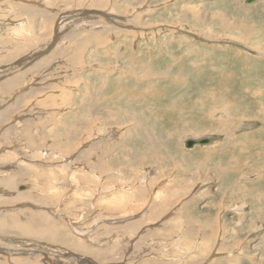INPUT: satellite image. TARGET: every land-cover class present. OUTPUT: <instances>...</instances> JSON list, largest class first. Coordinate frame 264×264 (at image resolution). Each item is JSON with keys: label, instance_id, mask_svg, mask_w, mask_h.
I'll use <instances>...</instances> for the list:
<instances>
[{"label": "rangeland", "instance_id": "rangeland-1", "mask_svg": "<svg viewBox=\"0 0 264 264\" xmlns=\"http://www.w3.org/2000/svg\"><path fill=\"white\" fill-rule=\"evenodd\" d=\"M6 1L0 0V23L4 19L6 24L10 22L9 24L12 26L22 16L26 25L19 34L21 38L19 40L17 35L15 37L12 35L14 32L8 33L9 31L1 28L3 31H0V47L3 44L4 48L2 50L0 48V70L28 55L39 43H36V40H41L43 37L42 40L46 39L45 42H51L56 28L53 20L46 22L47 24H35L34 22L39 16L30 20V17L25 19L23 15H13L16 12L13 8H11L12 10L6 8ZM11 1L16 2V0ZM20 1H18L20 4L23 2V4L28 3L39 7L37 14L44 11V14L49 13L50 18L54 16L51 13H60L56 14V20L61 14H78L79 10L82 13L87 12V16L82 15L80 21H76L70 26L68 25L70 21L63 22L65 25L57 31L60 32V35L56 39L55 47L60 54L56 53L53 62L59 61V64L55 65L54 71L45 70L44 75L46 74L47 80L39 81L37 84L38 87H43L51 83L52 86H55L54 89L51 88L39 92L38 95L27 97L23 100L24 102L22 101V107L9 113V115H16L18 111L26 110L22 114L27 115L26 118L30 116L27 121L34 119L33 128L31 127V130H28L26 135L24 134L28 141L19 136L15 131L16 127V129L11 128L10 132H3L5 126L10 123L7 115L6 119L9 120L4 121L7 124L0 127V137H2L0 143L3 146L7 145L5 151L10 158H5L8 161L12 162L17 158L18 161L21 160L22 164L32 163L30 158H22L18 153L25 144H27L25 146L38 149L46 150L47 148L48 151H58L63 157L61 160L59 159L60 161L54 160L56 162H64L69 157L68 155L80 152L79 149L94 150L93 153L96 155L91 158L90 162L95 166L91 171L97 172V174L90 172L88 174L75 169L72 176L75 178L79 176L81 180L79 177L76 178L73 185H77V182L80 185L73 187L74 192L68 186L66 189L61 187L62 192L58 193L62 196L58 198L62 199L61 207H64L65 211L81 215L74 220L77 223L76 227L88 228L93 235H99L98 231L104 229L110 230L111 226L116 227L110 223V219H107L105 224L99 225L104 217H97V213L105 208V205H112L113 202L110 203V200H116L107 199L110 204L102 201L101 199L104 198L101 194H104V190L105 192L108 190L110 193L115 189L113 186H118L117 188L120 189L123 185L121 192H118L121 203H123L121 205L124 206V200H128L125 205H130V210L134 209L133 221L138 222V230H140L131 235L126 233L124 235L123 232L121 234V228L119 231L111 230L113 231L111 238L114 241H119L117 249L112 251V256L109 259L94 258V262L96 264H178V262L179 264H188L189 260V263L198 260V264H208L222 259L223 262L220 264H264V199L259 200L257 197L258 193L264 195V176L257 179L260 174L264 175V0H253L249 3L244 0H190L197 5L199 3L201 9L209 16L212 13H220L223 18L238 26L234 30L225 29L220 18L210 19L204 24L199 22L196 24L191 20L187 21L186 18H178V13L184 12L190 15L189 11L180 8L183 3H189V0H66V2H64L65 0H59L60 2L45 0L44 3L41 0ZM64 3L69 5L66 6L67 4ZM98 7L104 10H100ZM126 7L127 9H125ZM107 11H110L112 17H125L126 20L120 22L113 19L112 23L104 22L102 16ZM90 13L96 15L95 18H91ZM135 13L138 14L137 19ZM71 17L73 19L75 16ZM142 20L145 22L143 23ZM147 22L151 23L150 27ZM79 24L85 29L79 30ZM75 26H77L76 29ZM6 29H10V27ZM205 29L207 32L204 34ZM28 30L30 32H26ZM71 32L73 36L69 35ZM212 33L213 37H210ZM25 35L27 39L30 37L29 40H26L27 44L24 42ZM86 35H89V39H86ZM84 36L85 39L81 40L84 41L81 44L83 46L76 47L80 41L78 38L82 39ZM6 38L9 41L5 42ZM15 38L18 40H15L16 45L11 43ZM184 38L188 39L190 43H184L182 41ZM252 40L253 42H251ZM255 44L263 52L251 49L250 45ZM18 45L21 46L20 49L24 53L15 55L14 50L18 48ZM22 46L24 50H22ZM26 46L28 49L25 48ZM107 63L111 64L110 70L90 66L107 65ZM74 71H77V74ZM81 72L86 73L82 75ZM38 74L37 72L31 73L30 77L39 76L40 74ZM100 77L107 79L104 78L105 81H102ZM99 82L103 87L101 90H98L96 85ZM51 85L49 84V86ZM50 97L54 102L49 100ZM43 98L46 100L44 101ZM47 100L50 102H46ZM1 105L0 111L4 107ZM222 105L223 107H221ZM34 108L46 111L49 117H43L42 113L39 117ZM76 116L80 118L78 119ZM251 122L254 125H248ZM34 123H37L36 127ZM245 123L247 127L246 125L241 127V124ZM129 129L130 131H128ZM6 134L7 136L4 138ZM27 134L29 135L27 136ZM125 135L127 138H124ZM185 136L187 138L210 136L215 143H206L205 147L195 146L196 148L189 149L184 145ZM29 137H32L31 141ZM12 138L13 141L18 139L13 142ZM66 139L70 140V145L64 143ZM106 155L107 157H105ZM12 157L14 158L12 159ZM79 163L80 161L77 162V159L73 160V165L77 166V169L85 166L84 168L87 170L88 162L83 161L85 165H82V162ZM220 165H222L221 173L214 169ZM50 166H55V174L59 176H65L64 173H68L67 166L65 168L56 164ZM100 167L102 169L105 167L104 172L101 173ZM48 172H50L49 169ZM99 174L104 176L98 179ZM40 176L38 175V178L43 182L49 179L47 174ZM82 177L86 180H83ZM36 180L37 178L33 174H24L23 177L20 176L17 179L16 188L24 190L19 188L29 185V183L36 184ZM70 180L72 182L71 176ZM60 181L63 182L62 179ZM239 181L244 184L246 189L242 188L243 186L239 188L240 190L237 189ZM0 182H5V180H0ZM88 184L89 186H87ZM84 185L86 190L87 188L89 190V196L87 195L88 190L84 192L83 189H80ZM104 185L105 187H103ZM127 185L132 186L130 190H126ZM1 188L0 196H6V191H2ZM123 188L125 189L123 190ZM138 188L143 192L146 191L143 202H141L142 200L136 202L135 194L138 195ZM166 188L170 189V193H173L172 200L163 212L154 216L151 210L153 203L160 199L157 195L161 190L168 191ZM28 190L35 192L36 189L32 187ZM50 191L48 190V192ZM70 192L72 195L68 199L67 195ZM122 195L124 196L122 197ZM87 198L90 199L86 201ZM50 200L56 199L50 198ZM12 203L15 207L19 204ZM97 203L100 207L98 211ZM80 205H83V208ZM123 206L119 209L122 212L125 211ZM183 206L186 210L180 209ZM261 207L263 208L261 209ZM145 209L151 211L152 217H142V212ZM104 210H107L106 212L110 216L119 213V210L118 212L117 210L113 211V208L107 209L106 207ZM124 213L128 214V212ZM125 214L124 216L118 214V216L133 219L132 215L128 214L125 217ZM207 220L212 222L210 224L213 229L206 227ZM176 221L178 224H175ZM188 222L192 223L193 231L191 232L183 231ZM125 223L122 222L121 226ZM198 227L200 231H197ZM201 228L211 230L207 231L208 233H203ZM102 235H100L101 241L98 242L100 239L97 238L98 244L94 243V247L104 246L109 241L106 239V235ZM8 236L14 237L12 234H8ZM45 244L52 243L45 241ZM185 245H189V247ZM53 261L57 264V257ZM7 263L11 264L9 261Z\"/></svg>", "mask_w": 264, "mask_h": 264}, {"label": "bare ground", "instance_id": "bare-ground-1", "mask_svg": "<svg viewBox=\"0 0 264 264\" xmlns=\"http://www.w3.org/2000/svg\"><path fill=\"white\" fill-rule=\"evenodd\" d=\"M20 0H16V2L14 1H11V0H7L6 1V8L7 9H11L13 8L14 11L16 13H14L13 15H23V17L26 19L27 17L29 18L30 17V20L31 18L34 20V18H36L37 16H39L38 19H36V21L34 22L35 24L36 23H39V24H43V23H48L50 20L52 22H54V25L56 26L55 28V33H54V36H52L53 38L51 39V42H45L46 39L40 40L38 39V41L36 40V43L38 44H34L35 47H33L34 49L28 54L26 55L25 57H21V59L19 60H15V62L13 63V65L9 66V67H5V68H2L0 70V104L4 105V107L2 108V111H0V127L4 126L5 122L4 121H9L10 122L9 124H5L6 128L3 130V132L5 131H9L11 128H17V133L19 134V136L22 137V139H26L24 137V134L25 133H28V130H31L30 128L32 127V123H33V120L31 119V121H27L28 118H26L27 115L25 114H22L23 110H20L17 112L16 115H13V114H10V112H12L13 110H16L18 109V107H22V104L24 101V99H26L27 97H31L32 95L34 94H37L39 92H43V91H46V90H49L55 86H52L51 83H49L51 86H49V84H47L46 86L44 85L43 87H38L37 84L39 83V81H45L47 80V77H46V74L44 75V72L45 70H48V71H54L55 69V65L59 64V61L58 62H53L54 61V58L56 57V53H58V50H56V47L55 45H57L56 43V39L59 37L60 35V32H57L59 29H61V27L63 25H65L63 22H66L67 20L70 21V23L68 24L70 26V24H73V23H76V21H80V18L82 19V15L85 14V16H87V12L86 13H82V11H78V14L77 13H73V15H70V14H64L61 16H58V20L57 17H56V12L55 13H51V15L54 14V16H51V18L49 17V13H45L44 14V11H41L43 13L41 14H37V11L39 10V7L35 6V5H32V4H20V2H18ZM39 1V0H38ZM42 3H44L45 0H41ZM50 1V0H49ZM62 1V0H61ZM75 1V0H74ZM83 1V0H82ZM138 1V0H137ZM168 1V0H167ZM184 1V0H183ZM190 1V0H189ZM245 1V0H244ZM243 1V2H244ZM32 2V1H31ZM57 2H60L59 0H57ZM66 2V0L64 1ZM78 2V1H77ZM96 2V1H95ZM121 2V1H120ZM134 2V1H133ZM218 2V1H217ZM41 3V4H42ZM49 3V2H48ZM68 3V2H67ZM67 3H64L65 5ZM50 4V3H49ZM82 4V3H81ZM94 4V3H93ZM98 4V2H97ZM96 4V5H97ZM102 4V2H101ZM107 4V3H106ZM105 4V5H106ZM113 4V3H112ZM69 4H67L66 6H68ZM72 5V4H71ZM87 5V4H86ZM120 5V4H119ZM129 5V4H128ZM139 5V4H138ZM140 5H141V2H140ZM228 5V4H227ZM41 6V5H40ZM79 6V5H78ZM108 6V5H107ZM106 6V7H107ZM137 6V5H136ZM251 6V4H250ZM42 7V6H41ZM66 8V7H65ZM111 8V6H110ZM112 8H114L112 6ZM144 8V7H143ZM153 8V7H152ZM182 10H187L190 12V15L189 14H185L184 12L183 13H178L177 14V17L178 18H181V19H185L188 21V20H191L193 22H195L197 24V22L199 23H207L210 19L212 20H215L217 18H220L223 22V27L225 29H231V30H234V28H238L237 25H234L233 22H230L229 20H226L225 18H223V16L220 14V13H212L210 16L207 12H204V10L201 9L199 3L198 5L196 3H193V1L189 2V3H183L182 6L180 7ZM179 8V10H180ZM257 8V7H256ZM98 9H100L98 7ZM103 9V8H101ZM100 9V10H101ZM117 9V8H116ZM120 9V8H119ZM127 9V7L125 8ZM211 9V8H210ZM12 10V9H11ZM84 10V9H83ZM95 10V9H94ZM104 10V9H103ZM115 10V9H114ZM90 11V10H89ZM98 11V10H97ZM186 11V13H188ZM206 11V10H205ZM110 12V11H109ZM108 11L107 12H104L103 13V16L104 17V22L107 21L109 23H112V20L114 19H117L118 21L120 22H123L124 20H126L125 17H112V15H110ZM118 12V11H117ZM135 12V11H134ZM204 12V13H202ZM59 13V12H58ZM124 13V12H123ZM122 13V14H123ZM174 13V12H173ZM60 14V13H59ZM57 14V15H59ZM117 14V13H116ZM115 14V15H116ZM120 14V13H119ZM135 17L138 15L137 13H135ZM145 14V13H144ZM175 14V13H174ZM173 14L174 18H175V15ZM26 17H25V16ZM71 16H75L72 17ZM90 16L91 18H95L96 15L94 14H91L90 13ZM117 16V15H116ZM170 16V15H169ZM14 17V16H13ZM139 17V16H138ZM145 17V16H144ZM143 17V18H144ZM171 17V16H170ZM101 18V17H100ZM134 18V17H133ZM131 18V19H133ZM141 18V16H140ZM172 18V17H171ZM174 18H173V21H174ZM177 18V19H178ZM106 19V20H105ZM137 19V17H136ZM244 19V18H243ZM72 20V22H71ZM87 20V19H86ZM130 20V19H129ZM145 20V19H144ZM179 20V19H178ZM1 21V20H0ZM89 21V20H88ZM138 21V20H137ZM141 21V20H140ZM169 21V20H168ZM182 21V20H181ZM13 22V21H12ZM26 21H24V19L21 17H19L15 23L10 26V22L9 23H5L4 22V19L3 21L0 23V31H3V29H5L6 31H9L8 33H12V35L15 37L16 35L18 36L17 39H21L19 34H21V31H23V28H25V23ZM132 22V21H131ZM136 22V20H135ZM142 22L144 23L145 21L142 20ZM179 22V21H178ZM46 23V24H47ZM94 23V22H93ZM93 23H88V24H93ZM129 23V22H128ZM148 23V22H147ZM173 23V22H172ZM177 23V22H176ZM138 24V23H137ZM146 24V23H145ZM149 24V27L151 26L150 24L151 23H148ZM174 24V23H173ZM179 24V23H178ZM177 24V26H178ZM190 25V23H188ZM123 25V24H122ZM147 25V24H146ZM169 25V24H168ZM194 25V24H193ZM213 25V24H212ZM31 26V25H30ZM42 26V25H41ZM45 26V25H43ZM111 26V24H110ZM134 26V25H133ZM142 26V25H140ZM156 26V25H155ZM172 26V24H171ZM176 26V25H175ZM191 26V25H190ZM201 26V25H200ZM10 27V29H6ZM34 27V26H33ZM39 27V26H38ZM37 27V28H38ZM77 26H75V29H76ZM79 30L81 29H85L84 26L80 25L79 24ZM148 27V26H146ZM170 27V26H169ZM173 27V26H172ZM180 27V26H179ZM193 28L195 27L192 26ZM198 27V26H196ZM3 28V29H1ZM30 28V27H29ZM32 28V27H31ZM159 28V27H157ZM162 28V27H161ZM174 28V27H173ZM177 28V27H175ZM182 28V27H181ZM233 28V29H232ZM36 29V28H35ZM39 29V28H38ZM43 29V28H42ZM47 29V28H46ZM138 29V28H136ZM149 29V28H148ZM180 29V28H178ZM184 29V28H183ZM41 30V29H40ZM78 30V29H77ZM182 30V29H181ZM230 30V31H231ZM32 31V29H31ZM37 31V30H36ZM39 31V30H38ZM52 31V30H51ZM85 31V30H84ZM122 31V30H121ZM188 31V30H187ZM237 31V30H236ZM257 31V29H256ZM26 32H30L29 30L26 31ZM25 32V33H26ZM78 32V31H77ZM126 32V31H125ZM179 32V30H178ZM182 32V31H181ZM203 32V31H202ZM207 32V29L204 30V34ZM212 32V31H211ZM33 33V32H32ZM36 33V32H34ZM79 33V32H78ZM93 33V32H92ZM124 33V32H123ZM122 33V34H123ZM210 33V32H209ZM215 33V32H214ZM230 33V32H229ZM256 33V32H255ZM41 34V33H40ZM87 34V33H86ZM217 34V33H215ZM220 34V33H219ZM226 34V33H225ZM228 34V33H227ZM2 35V34H1ZM11 35V34H10ZM33 35V34H32ZM68 35V34H67ZM66 35V36H67ZM69 35L73 36V33L71 32ZM94 35V34H93ZM96 37H97V34L95 33ZM189 35V34H188ZM48 36V35H47ZM77 36H80V35H77ZM100 36V35H99ZM187 36V35H185ZM208 36V35H207ZM89 35H86V39H89L88 38ZM206 37V36H205ZM210 37H213V33L212 35H210ZM232 37V36H230ZM24 38V37H23ZM25 38H26V35H25ZM73 38V37H71ZM196 38V37H195ZM233 38H237V37H233ZM232 38V39H233ZM16 38L14 39V41H12L11 43L13 44H17L15 40H17ZM30 39V37H29ZM29 39H24V42H26V40H29ZM80 39V41L77 43V46L76 47H79L81 44H83L84 41H81V40H84L85 39V36L81 38H78ZM212 39V38H211ZM17 40V41H18ZM77 40V39H76ZM75 40V42H76ZM95 40V39H94ZM99 40V38H98ZM179 40V39H178ZM213 40V39H212ZM219 40V39H217ZM5 42L9 41L8 38H6L4 40ZM22 41V40H20ZM32 41V39H31ZM34 39H33V43H34ZM41 41V42H40ZM182 41L185 42H189L190 41L186 38H184ZM228 41V40H227ZM23 42V41H22ZM74 42V41H73ZM120 42V41H119ZM214 42V41H212ZM249 42V41H248ZM253 42V40L251 41ZM3 43V42H2ZM28 42H26L27 44ZM86 43V42H85ZM92 43V42H91ZM101 43V42H100ZM222 43V42H221ZM19 44V43H18ZM22 44V43H21ZM30 44V43H29ZM97 44V43H96ZM129 44V43H128ZM253 44V43H252ZM32 45V43H31ZM118 45V44H117ZM59 46V45H58ZM57 46V47H58ZM61 46V45H60ZM83 46V45H81ZM109 46V45H108ZM260 46V45H259ZM18 48H15L14 50V54L15 55H18L20 53H22L23 51H21L20 49V45L17 46ZM250 47H252L251 49H255L259 52H263L258 46L257 44L255 45H250ZM1 50L4 48V45L2 44V46L0 47ZM27 48V46L25 47ZM28 49V48H27ZM26 49V50H27ZM59 49V48H58ZM80 49V48H79ZM79 49H77L79 51ZM22 50L23 49V46H22ZM70 50V49H69ZM85 50V49H84ZM112 50V49H111ZM114 50V49H113ZM61 51H64V50H61ZM68 51V50H67ZM66 51V52H67ZM105 51V50H104ZM86 52V51H85ZM7 53V52H6ZM24 53V52H23ZM79 53V52H78ZM110 53V52H109ZM60 54V52L58 53ZM66 54V53H65ZM68 54V53H67ZM73 54V52H72ZM85 54V53H84ZM63 55V54H62ZM88 55V54H87ZM64 56V55H63ZM75 56V55H74ZM62 57V56H61ZM80 57V56H79ZM82 57V56H81ZM66 58V57H65ZM69 58V57H68ZM24 59V60H23ZM73 60V59H72ZM113 60V59H112ZM86 62V61H85ZM28 64V66H26V64ZM72 63V62H71ZM75 63V62H74ZM73 63V64H74ZM93 63V62H92ZM111 63V62H110ZM113 63V62H112ZM134 63V62H133ZM43 64V65H42ZM77 64V63H75ZM123 65V64H122ZM92 66L93 68H100V69H105V70H110V66L111 64H108L107 65H90ZM132 66V65H131ZM73 67V66H72ZM89 67V66H88ZM76 68V67H75ZM146 68V67H145ZM80 69V68H79ZM83 69V68H82ZM75 70V69H74ZM78 70V69H77ZM84 70V69H83ZM87 70V69H85ZM17 71H19L18 73H16ZM47 71V72H48ZM126 71V70H125ZM131 71V70H130ZM34 72H37L39 73L38 75L39 76H33V77H30V74L31 73H34ZM76 72L75 74H77V71H74ZM82 73V72H81ZM86 72H84L85 74ZM54 74V73H53ZM57 74V73H56ZM74 74V73H73ZM82 73V75H84ZM157 74V73H156ZM7 75V76H6ZM109 75V74H108ZM62 76V75H61ZM59 77V76H58ZM101 78V77H100ZM106 78V77H104ZM104 78H101L102 81H105ZM107 79V78H106ZM38 80V81H37ZM108 81V80H107ZM127 81V80H126ZM78 82V81H77ZM76 82V83H77ZM98 82V81H97ZM96 82V83H97ZM47 83V82H46ZM75 83V84H76ZM86 83V82H85ZM95 83V82H94ZM53 84V83H52ZM55 84V83H54ZM41 85V84H40ZM97 87H98V90H101L103 87L101 86V82H99V84H96ZM37 86V87H36ZM64 86V85H63ZM92 86V85H91ZM90 86V87H91ZM86 87V86H85ZM66 88V87H65ZM54 89V88H53ZM67 91V89H65ZM64 90V91H65ZM95 90V89H94ZM72 91V90H71ZM90 91V90H89ZM97 91V89H96ZM74 92V91H73ZM92 92V90H91ZM100 92V91H99ZM63 93H66V92H63ZM70 93V91H69ZM98 93V92H97ZM40 94V93H39ZM60 94V93H59ZM73 94V93H72ZM71 94V95H72ZM57 96V95H56ZM39 97V96H38ZM49 98V96H47ZM51 99L49 100H52V97H50ZM55 99V96L53 97ZM102 98V97H101ZM31 99V98H30ZM42 99V98H41ZM40 99V101H41ZM69 99V98H68ZM73 99V98H72ZM71 99V101H72ZM43 100L45 101L46 99L43 98ZM23 101V102H22ZM38 101V99H37ZM54 102V100H52ZM93 101V100H92ZM42 102V101H41ZM48 102V100L46 101ZM50 102V101H49ZM48 102V103H49ZM66 102V101H65ZM99 102V101H98ZM85 103V102H84ZM40 104V103H39ZM38 104V105H39ZM87 104V103H85ZM84 104V105H85ZM91 104V103H90ZM226 104V103H225ZM1 105V106H2ZM69 105V104H68ZM80 106V105H79ZM89 106V105H88ZM78 107V106H77ZM223 107V105L221 106ZM220 107V108H221ZM53 108V106H52ZM85 108V107H84ZM73 109V108H72ZM228 109V108H227ZM36 110V114L40 117V113H42V116L44 117H49V115H47V112L46 111H42L40 109H35ZM54 110V109H53ZM79 110V109H78ZM79 112V111H78ZM98 112V111H97ZM13 113V112H12ZM222 114V113H221ZM7 115L9 117H7ZM82 115V113H81ZM83 115H84V112H83ZM82 115V118H84ZM64 116V115H63ZM80 116V115H79ZM9 118L8 120L6 119ZM78 117V116H76ZM80 117H78L79 119ZM6 119V120H5ZM39 119V118H38ZM53 119V118H52ZM65 119V118H64ZM95 119V118H94ZM66 120V119H65ZM221 120V119H220ZM62 121V120H61ZM4 122V123H3ZM12 122V123H11ZM50 122V121H49ZM54 122V121H53ZM102 122V121H101ZM43 123V122H42ZM47 123V122H46ZM105 123V122H104ZM103 123V124H104ZM35 124L37 123H34V126ZM68 124V122H67ZM239 124V123H238ZM254 123H248V125H253ZM46 125V124H45ZM65 125V124H64ZM95 125V124H94ZM246 125L245 124H241V127H244ZM38 126V125H37ZM115 126V125H114ZM129 126V125H128ZM132 126V125H131ZM131 126H130V129H131ZM237 126V125H236ZM36 127V126H35ZM239 127V126H238ZM247 127V125H246ZM15 128V129H16ZM33 128V127H32ZM127 128V127H126ZM125 128V129H126ZM129 128V127H128ZM130 129L128 131H130ZM238 129V128H237ZM241 129V128H239ZM245 129V128H244ZM13 130V129H12ZM33 130V129H32ZM84 130V129H83ZM87 130V129H86ZM132 131V130H131ZM10 132V131H9ZM14 132V131H13ZM33 132V131H32ZM77 132V131H76ZM86 132V131H85ZM123 132V131H122ZM70 133V132H69ZM80 133V132H78ZM101 133V132H100ZM129 133V132H128ZM4 134V133H3ZM1 134V135H3ZM9 134V133H8ZM13 134V133H12ZM17 134V135H18ZM121 134V133H120ZM123 134V133H122ZM126 134V133H124ZM130 134V133H129ZM26 135V134H25ZM29 134H27L28 136ZM31 135V134H30ZM73 135V134H72ZM96 135V134H95ZM103 135V134H102ZM128 136V134H126ZM125 135L124 138H127ZM7 134L4 136V138H6ZM14 136V135H13ZM16 136V135H15ZM17 136V137H19ZM37 136V135H36ZM68 136V135H67ZM66 136V137H67ZM81 136V135H80ZM111 137V136H109ZM123 137V136H122ZM121 137V138H122ZM192 136H190L191 138ZM194 137V136H193ZM2 137H0V140H1ZM9 138V136H8ZM7 138V140H8ZM16 138V137H15ZM14 138V139H15ZM32 138V137H31ZM29 137V140L31 139ZM53 138V137H52ZM187 137L185 136L184 139H186ZM18 139V138H17ZM15 139V140H17ZM70 139V138H69ZM99 139V138H97ZM106 139V138H105ZM183 139V141H184ZM196 139V138H195ZM14 140V141H15ZM21 140V139H20ZM27 140V139H26ZM120 140V139H119ZM125 140V139H124ZM155 140V139H154ZM11 141V140H10ZM12 141H13V138H12ZM13 141V142H14ZM22 141V140H21ZM28 141V140H27ZM31 141V140H30ZM126 141V140H125ZM222 141V140H221ZM25 142V141H24ZM95 142V141H94ZM167 142V141H166ZM213 139L212 141H210L208 144L210 143H213ZM26 143V142H25ZM24 143V144H25ZM64 143L67 144V145H70V140L66 139L64 140ZM115 143V142H114ZM215 143V142H214ZM213 143V144H214ZM7 144V143H6ZM12 144V143H11ZM43 144V143H42ZM91 144V143H90ZM89 144V145H90ZM109 144V143H108ZM112 144V143H111ZM14 145V143H13ZM27 145V144H25ZM24 145V146H25ZM35 145V144H33ZM40 145V144H39ZM67 148H69V146H67ZM168 145V144H167ZM7 146V145H6ZM6 146H3L1 145L0 143V180H5V182H0V187H2V191H6V196H0V264H8L7 261H9L11 264H56L53 260L55 257H57V264H96V262H94V258L95 259H100L101 257H104V258H108L112 256V251L113 250H116L117 249V244L119 241H114L111 237V233H113V229L119 231V229L121 228V234L123 232L124 235H131L132 233H138V228H139V225H138V222L136 221H133L134 220V215L132 214L134 212V209L130 210V205H125V203H127V201L124 200V206L121 205L123 203H121V198L118 196V192L120 193L121 192V187H123V185L120 187V189H118L117 187L113 186L115 189L110 191V193L108 192H105L104 190V194L102 193L101 195H103V198L104 199H101L102 201L104 200L107 204H110L111 202H113L112 205H105L107 207V209L109 208H113V211L114 210H118L121 209V206L124 207L125 211L123 212H128L129 215H132L133 216V219L130 220L131 217H127L128 214L124 213L125 214V217L127 218H120L118 216V214H123L122 211L119 210V213L118 214H112L111 216L104 210L105 208H102V210L104 211H100V212H96L97 213V217H100V218H103L102 221H100V224L99 225H103L106 223V220L107 219H110V223H113L114 225H116V227L114 226H111L110 230H107V229H104V230H101V231H98L99 235H93L91 234V230H89L88 228L86 229L85 227H76L77 223L74 222V220H76L77 218L81 217V215L79 214H75L73 212H69V211H65L64 210V207H61L62 206V199L58 198L61 194L60 192L61 191V187H64V189H66V187H70V189L73 191V187L77 186L78 184L80 185V183L77 182V185L74 184L73 185V181L78 177H74L72 176V172L76 170L78 171H83L85 173H88L89 172L91 174H94L95 172L91 171L93 169V167L95 165H93V163H91V158L94 157L96 154H94V150L93 151H90V149H83V150H80V152H77V153H72L71 155H68L69 157H67V159H62L64 160V162H56L54 160L56 159H60L63 157V155L61 153H59L58 151L56 150H50L48 151L47 148L46 150L45 149H38L37 147H30V146H23V149L22 150H19V154L22 158H30L32 160V163H29V164H22L21 163V160L18 161V159H13L14 157H12L13 161H8L7 158L5 157H8V155L6 154L7 151H5V148ZM17 146V145H16ZM91 146V145H90ZM95 146V145H93ZM98 146V145H97ZM195 146L201 148V147H205V145L203 144H194L192 147H189V149H193V148H196ZM10 147V146H8ZM22 147V146H21ZM19 147V148H21ZM28 147V149H27ZM73 147V146H72ZM63 148V147H62ZM66 148V149H67ZM71 148V147H70ZM7 149V148H6ZM13 149V148H11ZM65 149V148H64ZM205 149V148H204ZM104 150V149H103ZM111 150H114V149H111ZM202 150V149H201ZM110 151V150H109ZM12 152V151H11ZM9 152V153H11ZM69 152H70V149H69ZM104 152V151H103ZM102 152V153H103ZM188 152V151H187ZM113 153V152H111ZM171 153V152H170ZM186 153V152H185ZM189 153V152H188ZM13 154V153H12ZM153 154V153H152ZM167 154V153H166ZM10 155V154H9ZM14 156V155H13ZM18 156V155H17ZM65 156V155H64ZM75 157V158H74ZM107 157V155L105 156ZM10 158V157H8ZM77 159V162L80 161V163L82 165H85V163H83V161H86L88 162V168L87 170L84 168L85 166H81L80 168H76L77 166H74L73 165V160ZM82 159V160H80ZM25 160V159H24ZM59 160V161H60ZM163 160V159H162ZM210 160V159H209ZM29 161V160H27ZM211 161V160H210ZM76 162V161H75ZM104 162V161H103ZM46 163H49V164H46ZM79 163V164H80ZM58 165L60 166L61 168H65L67 166L68 168V173H64L65 176H59L57 174H55V166H50V165ZM78 164V165H79ZM105 164V163H104ZM217 165V164H216ZM223 165V164H222ZM222 165L220 166H217V167H214L215 170H217L216 172H220L221 173V167ZM229 165V164H228ZM47 166V167H46ZM38 167H40L41 169H39ZM103 167V166H102ZM84 168V170H83ZM101 168V167H100ZM112 168V167H111ZM110 168V169H111ZM48 169L50 170V172H48ZM57 169V168H56ZM105 169V167L103 168ZM101 168V173L104 172ZM139 169V168H138ZM58 170V169H57ZM179 170V169H178ZM65 171V170H64ZM63 171V172H64ZM88 171V172H86ZM67 172V171H66ZM77 172V171H76ZM147 173V172H146ZM192 173V172H191ZM224 173V172H223ZM24 174H33L35 176V178H37L36 180V184H32V183H29V185L27 186H21V188L19 189H24V190H17L16 188V184H17V179L21 176L23 177ZM48 175L49 176V179L45 182L41 181L39 178H38V175ZM63 174V173H62ZM97 174V172L95 173V175ZM104 174V173H103ZM103 174H99V178H102L104 175ZM108 174V173H107ZM115 174V173H113ZM79 175H81L79 173ZM84 175V174H83ZM70 176L72 178V182L70 180ZM82 176V175H81ZM98 176V175H97ZM146 176V175H145ZM236 176V175H235ZM258 176V175H257ZM261 176H264L263 174H260L259 177L257 179H261ZM41 177V176H40ZM176 177V176H175ZM204 177V176H203ZM202 178V177H201ZM62 179L63 182H61L60 180ZM66 179V180H65ZM80 179V177H79ZM83 180H86V178L82 177ZM240 179V178H239ZM81 180V179H80ZM185 180V179H184ZM192 180V179H191ZM88 181V180H87ZM86 181V182H87ZM209 181V180H208ZM59 182V183H58ZM76 182V181H75ZM85 182V183H86ZM113 182V181H112ZM240 182V181H239ZM239 182H237V184H239ZM102 183V182H101ZM236 184V183H234ZM241 184V185H240ZM240 184L238 185V188L239 189L241 186H243L244 184L242 182H240ZM19 185V184H18ZM151 185V184H150ZM163 185V184H162ZM165 185V184H164ZM89 186V184L87 185ZM97 186V185H96ZM143 186V185H142ZM11 187V189H10ZM25 187H27L25 189ZM32 187L35 190V192H33V190H28L29 188L32 189ZM86 186L84 185L83 188L80 187V189H83V191H87ZM105 187V185L103 186ZM102 187V188H103ZM107 187V186H106ZM132 186H128L127 185V188L126 190H130ZM147 187V186H146ZM165 187V186H164ZM91 188V187H90ZM141 188V187H140ZM230 188V187H229ZM244 188V186L242 187ZM54 189V190H53ZM104 189V188H103ZM125 188H123L124 190ZM150 189V188H149ZM167 189V188H166ZM246 189V188H244ZM243 189V191H244ZM48 190H51L50 192H48ZM154 190V189H153ZM152 190V191H153ZM168 191L167 192H164V191H160L159 194L157 195L158 200H156L155 203H153V208H151L154 216H158L160 214V212L167 207V205L170 203V200H172V196H173V193H170V189H167ZM240 190V189H239ZM95 191V190H94ZM100 191V190H98ZM101 191H103L101 189ZM136 191V190H135ZM174 191V190H172ZM179 191V190H178ZM74 192V191H73ZM132 192V191H131ZM146 191H142V189H139L137 190V193L138 195L135 194L136 198H137V201L136 199H134L136 202H138L139 200H142L141 202L144 201L145 199V194ZM150 192V191H149ZM199 192V191H198ZM254 192V191H253ZM59 193V194H58ZM98 193V192H97ZM123 193V192H122ZM129 193V192H128ZM140 193H142L140 195ZM162 193V194H161ZM66 195V194H64ZM70 195H72V193L70 192L69 195H67L68 199L70 197ZM87 195L89 196V190H88V193ZM99 195V196H101ZM120 195V194H119ZM220 195V194H219ZM75 196V195H74ZM108 196V198H107ZM110 196V198H109ZM121 196V195H120ZM124 195H122L123 197ZM62 197V196H60ZM130 197V196H129ZM257 197H259L258 199L262 200L264 199V195L261 194V193H258L257 194ZM50 198L52 199H56V200H50ZM59 200H58V199ZM128 198V196H127ZM135 198V197H134ZM90 198H87L85 199L86 201H88ZM107 199L110 200V199H116L114 201L110 200V203L107 202ZM129 199V198H128ZM58 200V202H57ZM92 200V198H91ZM119 202H118V201ZM123 200V199H122ZM68 201V200H67ZM12 202H16V203H19L17 204V207H15L13 205ZM57 202V203H56ZM71 202V200H70ZM101 202V201H100ZM66 204V203H65ZM68 204V203H67ZM66 204V205H67ZM98 204V203H97ZM85 205V204H84ZM103 205V204H102ZM135 205V204H134ZM64 206V205H63ZM97 206H98V209H97ZM104 206V205H103ZM116 206H119V207H116ZM127 206V207H126ZM185 206V205H184ZM182 207L180 209H185V207ZM187 206V205H186ZM66 207V206H65ZM80 207L83 208V205H80ZM126 207V208H125ZM99 204L96 205V209L97 211L99 210ZM263 207H261L262 209ZM65 213H63L64 211ZM83 210V209H82ZM89 210V209H88ZM147 209H145V211L142 212V217L144 218L145 216L146 217H152V214L150 213L151 211H146ZM186 210V209H185ZM96 211V210H95ZM95 211L94 214H95ZM110 212V211H109ZM116 212V211H115ZM186 212V211H185ZM259 212V211H258ZM80 213V212H79ZM84 213V212H83ZM148 213V214H147ZM86 214V213H85ZM84 214V215H85ZM78 215V216H77ZM89 215V214H88ZM141 216V215H139ZM177 217V215H175ZM107 217V218H105ZM85 218V217H84ZM98 218V219H100ZM153 218H157V217H153ZM178 219V218H177ZM181 219V218H179ZM192 219V218H191ZM128 220V221H127ZM210 220V219H209ZM209 220H207V223H206V227H210L212 228L211 224L212 222H209ZM93 221V220H92ZM149 221V220H148ZM157 221V220H156ZM174 221V219H173ZM192 221V220H191ZM211 221V220H210ZM246 221V220H245ZM122 222H128V223H125L123 226H121V223ZM177 223V221L175 222V224ZM187 223V221H186ZM80 224V223H79ZM141 224V223H140ZM151 224V223H150ZM178 224V223H177ZM180 224V222H179ZM87 226V225H86ZM105 226V225H104ZM176 226V225H175ZM174 227V226H173ZM179 227V226H178ZM192 223H189L185 226V229L186 232H191L193 231L192 230ZM194 228V227H193ZM213 229V228H212ZM145 230V229H143ZM202 232L203 233H208L207 231L211 230L209 228H201ZM142 231V230H141ZM179 231V230H178ZM197 231H200V228L198 227L197 228ZM93 232V230H92ZM152 232V231H151ZM229 232V231H228ZM117 233V232H116ZM126 233V234H125ZM8 234H12L14 237H9ZM106 235V239L109 240L106 242V244L104 246H98L97 247H94V243H97L101 241L100 239V235ZM186 234V233H185ZM198 234V232H197ZM93 235V236H91ZM102 235V236H104ZM116 235V234H115ZM184 235V234H183ZM199 235V234H198ZM197 236V235H196ZM207 236V235H206ZM93 237V238H92ZM161 237V236H160ZM97 238H99L100 240H98V242L96 241ZM177 238H179L177 236ZM89 239H91L89 241ZM184 239V238H183ZM186 239V237H185ZM184 239V240H185ZM207 239V238H206ZM112 240V241H111ZM175 240V239H174ZM208 240V239H207ZM45 241H47V243H52V244H45ZM179 241V239H178ZM192 241V240H191ZM190 241V242H191ZM181 242V241H180ZM185 242V241H184ZM188 242V241H187ZM196 242V241H195ZM205 242V241H204ZM178 243V242H177ZM201 243V242H200ZM55 244V245H54ZM58 244V245H56ZM180 244V243H178ZM184 244V243H183ZM202 244V243H201ZM102 245V244H100ZM200 245V244H199ZM185 246H188L189 245H185ZM176 247V246H175ZM174 247V248H175ZM206 247V246H205ZM208 247V246H207ZM178 249V247H176ZM175 248V249H176ZM180 248V247H179ZM199 248V247H197ZM188 248H186V251ZM190 249V248H189ZM181 250V248H180ZM192 251V250H191ZM202 251V250H201ZM174 252V251H173ZM180 253V252H179ZM178 253V254H179ZM115 254V253H114ZM177 254V253H176ZM195 254V253H194ZM192 255V254H191ZM233 255V254H232ZM48 256H52V257H48ZM115 256V255H114ZM133 256V255H132ZM157 256V255H156ZM184 256V255H183ZM190 256V255H189ZM124 257V256H123ZM177 257V255H176ZM46 258V259H45ZM163 258V257H162ZM183 258V257H182ZM189 258V257H188ZM116 259V258H115ZM124 259V258H123ZM147 259V258H145ZM149 259V258H148ZM201 259V258H200ZM235 259V258H234ZM142 260V259H141ZM48 261V262H47ZM114 262V260H112ZM166 261V260H165ZM214 261V260H213ZM158 262V261H157ZM156 262V263H157ZM168 262V261H167ZM190 262V260H189ZM188 264H198L199 261L196 260L192 263H189ZM223 260L222 259H219L217 261H214V262H211L209 264H220L222 263ZM112 263V262H110ZM116 263V262H115ZM119 263V262H117ZM163 263V262H162ZM185 263V262H184ZM234 263V262H233ZM239 263V261H238ZM98 264V263H97ZM179 264V262H178Z\"/></svg>", "mask_w": 264, "mask_h": 264}, {"label": "water", "instance_id": "water-1", "mask_svg": "<svg viewBox=\"0 0 264 264\" xmlns=\"http://www.w3.org/2000/svg\"><path fill=\"white\" fill-rule=\"evenodd\" d=\"M246 2H251L253 0H245ZM212 137L206 136V137H200V138H186L184 139V145L185 147L189 148L192 147L194 144H206L212 141Z\"/></svg>", "mask_w": 264, "mask_h": 264}, {"label": "crops", "instance_id": "crops-1", "mask_svg": "<svg viewBox=\"0 0 264 264\" xmlns=\"http://www.w3.org/2000/svg\"><path fill=\"white\" fill-rule=\"evenodd\" d=\"M254 125V124H253ZM199 240H200V238H199ZM209 264V263H208Z\"/></svg>", "mask_w": 264, "mask_h": 264}]
</instances>
